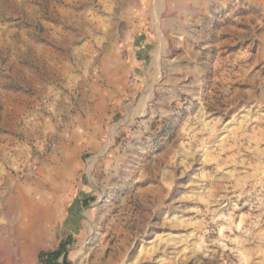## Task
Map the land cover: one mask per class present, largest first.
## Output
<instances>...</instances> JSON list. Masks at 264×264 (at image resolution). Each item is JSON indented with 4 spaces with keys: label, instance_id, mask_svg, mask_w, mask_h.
<instances>
[{
    "label": "rangeland",
    "instance_id": "rangeland-1",
    "mask_svg": "<svg viewBox=\"0 0 264 264\" xmlns=\"http://www.w3.org/2000/svg\"><path fill=\"white\" fill-rule=\"evenodd\" d=\"M0 225V264H264V0H0Z\"/></svg>",
    "mask_w": 264,
    "mask_h": 264
},
{
    "label": "bare ground",
    "instance_id": "bare-ground-1",
    "mask_svg": "<svg viewBox=\"0 0 264 264\" xmlns=\"http://www.w3.org/2000/svg\"><path fill=\"white\" fill-rule=\"evenodd\" d=\"M63 175V172L53 169L50 174V178H48L44 175V172L41 171L42 179L38 178L32 180L31 183L36 187V189L44 188L46 190H50L58 197V193L60 192L58 180H61L62 182ZM26 195H23L22 190H20V196L10 198L8 203L11 205V208H7L5 213L8 217V221L10 222L9 224H11V226L16 225V230L20 231L21 234L24 235L25 242L28 240L27 245L30 243L34 246L37 240L43 239L45 235L51 234L54 230V221L50 220L49 217L52 215L51 212H55V208H45L42 205V202L45 201L42 196H36L34 193L27 194V192ZM41 197L42 199H40ZM22 201L24 202V205L20 206ZM30 232L34 235L33 241H31L32 237L29 236Z\"/></svg>",
    "mask_w": 264,
    "mask_h": 264
},
{
    "label": "trees",
    "instance_id": "trees-1",
    "mask_svg": "<svg viewBox=\"0 0 264 264\" xmlns=\"http://www.w3.org/2000/svg\"><path fill=\"white\" fill-rule=\"evenodd\" d=\"M66 242H61V244L59 245L58 249L52 253L49 254H40V259L42 261H45L47 264H70L66 258V256H64L63 258V263L59 262V259L63 256V254L65 253V249H66Z\"/></svg>",
    "mask_w": 264,
    "mask_h": 264
},
{
    "label": "crops",
    "instance_id": "crops-1",
    "mask_svg": "<svg viewBox=\"0 0 264 264\" xmlns=\"http://www.w3.org/2000/svg\"><path fill=\"white\" fill-rule=\"evenodd\" d=\"M68 163L70 164L71 162L68 161ZM58 181H59V187L62 186V182H61V180H58ZM26 192H27V194H28V193H31L30 190H28V191H26ZM26 192H25L24 190H22V194H23V195H26ZM19 196H20V193H19ZM26 196H27V195H26ZM9 200H10V199H9ZM9 200H8V201H9Z\"/></svg>",
    "mask_w": 264,
    "mask_h": 264
}]
</instances>
